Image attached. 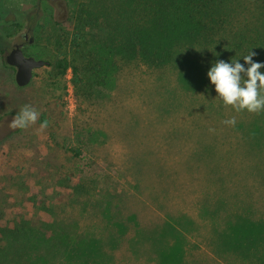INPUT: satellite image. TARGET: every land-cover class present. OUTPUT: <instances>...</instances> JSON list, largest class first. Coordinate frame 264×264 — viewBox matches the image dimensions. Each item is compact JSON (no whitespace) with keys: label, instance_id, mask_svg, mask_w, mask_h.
Instances as JSON below:
<instances>
[{"label":"rangeland","instance_id":"1","mask_svg":"<svg viewBox=\"0 0 264 264\" xmlns=\"http://www.w3.org/2000/svg\"><path fill=\"white\" fill-rule=\"evenodd\" d=\"M59 1L0 0V50L23 42L47 61L20 87L0 53V263L31 264L16 248L33 242L26 234L50 239L54 226L99 236L106 200L124 194L111 216L121 230L106 231L115 264H264V111L173 98L143 65L109 71L111 89L90 87L89 71L75 87L70 69L58 77L49 65L62 53L53 18L78 6ZM25 107L37 120L13 127Z\"/></svg>","mask_w":264,"mask_h":264},{"label":"trees","instance_id":"2","mask_svg":"<svg viewBox=\"0 0 264 264\" xmlns=\"http://www.w3.org/2000/svg\"><path fill=\"white\" fill-rule=\"evenodd\" d=\"M63 1H76L78 6L65 19L70 24L69 29L65 20L53 18L51 28L60 32L61 39L55 43L62 53L49 65L58 77H63L70 69L75 87L85 86L83 71H89L91 75L90 87L95 85L102 88L112 86L111 80L106 77L109 71L118 72L130 65L135 68L143 65L146 70H155L163 75L166 82L173 85L171 92L181 97L173 95V98L221 101L215 97L214 86L209 83L206 75L213 62L218 59L226 62L239 59L243 63L241 56L248 55L250 51L256 53L253 60L264 61V0L59 2ZM38 2L51 7L54 0ZM16 26L20 27L21 24L17 23ZM3 52L0 50V53ZM260 71L264 72V69ZM198 89L206 92L205 98L195 96ZM41 122L45 123V120L41 119ZM74 154L78 156L80 151ZM72 174L70 172V177ZM137 186L138 182L132 184L135 190ZM116 197L111 196V201L107 199L102 209L101 216L105 225L99 236L88 237L84 234L78 238L73 231L59 226L61 230L58 232L55 230L57 226H54L50 239L26 234V240L33 242L21 244L22 250L17 247L15 252L19 254L13 255V258L22 255L25 263L27 258L35 256L34 260H30L31 264H90L91 258L97 264H115L112 251L117 245L109 241L106 231L115 232L122 227L120 219L111 218L124 205V194ZM112 203L116 205V210ZM59 236L55 242L54 239ZM11 237L13 241L14 233H11ZM81 250L87 252L77 258L76 253ZM21 262L19 260L17 264ZM164 264L170 262L165 261Z\"/></svg>","mask_w":264,"mask_h":264},{"label":"clouds","instance_id":"3","mask_svg":"<svg viewBox=\"0 0 264 264\" xmlns=\"http://www.w3.org/2000/svg\"><path fill=\"white\" fill-rule=\"evenodd\" d=\"M255 55V52L250 51L248 55L241 56L243 63L239 59H230L228 62L218 59L207 70L206 75L214 86L215 97L236 111H264V72L260 71L264 69V61L253 60ZM37 118L35 110L25 107L13 121V127L24 128ZM224 122L234 125L235 118Z\"/></svg>","mask_w":264,"mask_h":264},{"label":"water","instance_id":"4","mask_svg":"<svg viewBox=\"0 0 264 264\" xmlns=\"http://www.w3.org/2000/svg\"><path fill=\"white\" fill-rule=\"evenodd\" d=\"M21 47V43L14 44L10 51L4 56L6 64L14 67L15 83L20 87L25 86L30 82L34 69L47 64V61L45 60L24 55Z\"/></svg>","mask_w":264,"mask_h":264},{"label":"flooded vegetation","instance_id":"5","mask_svg":"<svg viewBox=\"0 0 264 264\" xmlns=\"http://www.w3.org/2000/svg\"><path fill=\"white\" fill-rule=\"evenodd\" d=\"M22 37H23V39H27L28 38V33H24L23 35H22ZM29 42H31V39H29ZM19 43H21L22 44V47H21V49H22V51H23V46H24V44H23V42H19ZM16 44V43H15ZM14 45V44H13ZM11 49V48H10ZM10 50H8V51H6V49H4V52H5V54H4V56L9 52ZM23 54L24 55H26V56H30V55H27V54H25L24 52H23ZM14 68V67H13ZM15 70V69H14Z\"/></svg>","mask_w":264,"mask_h":264}]
</instances>
